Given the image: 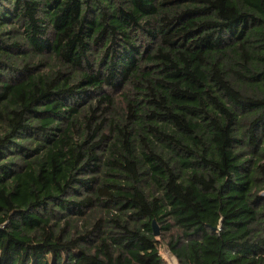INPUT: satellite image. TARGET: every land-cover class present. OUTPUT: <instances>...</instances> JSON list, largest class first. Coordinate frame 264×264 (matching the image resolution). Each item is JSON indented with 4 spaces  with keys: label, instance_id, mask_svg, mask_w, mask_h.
<instances>
[{
    "label": "trees",
    "instance_id": "obj_1",
    "mask_svg": "<svg viewBox=\"0 0 264 264\" xmlns=\"http://www.w3.org/2000/svg\"><path fill=\"white\" fill-rule=\"evenodd\" d=\"M263 192L264 0H0V264H264Z\"/></svg>",
    "mask_w": 264,
    "mask_h": 264
},
{
    "label": "rangeland",
    "instance_id": "obj_2",
    "mask_svg": "<svg viewBox=\"0 0 264 264\" xmlns=\"http://www.w3.org/2000/svg\"><path fill=\"white\" fill-rule=\"evenodd\" d=\"M160 254L162 255L163 259L165 260L166 264H169L171 262H173V260L175 259L170 252L168 251V249L166 248V246L162 245L160 247Z\"/></svg>",
    "mask_w": 264,
    "mask_h": 264
},
{
    "label": "water",
    "instance_id": "obj_3",
    "mask_svg": "<svg viewBox=\"0 0 264 264\" xmlns=\"http://www.w3.org/2000/svg\"><path fill=\"white\" fill-rule=\"evenodd\" d=\"M262 196L264 197V192H263ZM154 232H155V236H159V230L155 224H154Z\"/></svg>",
    "mask_w": 264,
    "mask_h": 264
},
{
    "label": "built area",
    "instance_id": "obj_4",
    "mask_svg": "<svg viewBox=\"0 0 264 264\" xmlns=\"http://www.w3.org/2000/svg\"><path fill=\"white\" fill-rule=\"evenodd\" d=\"M169 264H178L177 260L174 259L173 262L169 263Z\"/></svg>",
    "mask_w": 264,
    "mask_h": 264
}]
</instances>
